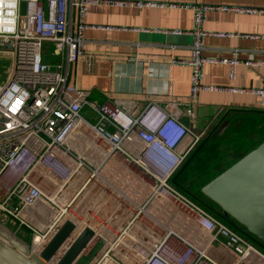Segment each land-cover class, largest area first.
Wrapping results in <instances>:
<instances>
[{
    "label": "built area",
    "instance_id": "2783aa9c",
    "mask_svg": "<svg viewBox=\"0 0 264 264\" xmlns=\"http://www.w3.org/2000/svg\"><path fill=\"white\" fill-rule=\"evenodd\" d=\"M93 3L166 5L154 0H0V58L9 56L11 60L7 78L0 81L2 220L15 219L19 226L29 227L35 251L44 246L61 225L65 209L58 212L56 222L45 231L31 227L23 212L40 202L57 204L65 183L74 175L84 170L91 175L87 163L69 145L71 137L78 134L89 139L87 142L94 150H101L103 157L121 155L126 161L139 164L155 180L146 204L127 227L111 236L90 264H264L262 250L170 184L171 175L203 136L183 120L184 116L197 118L202 91L253 93L260 99L256 106L264 107V87L218 86L203 81L207 63H229L230 77L235 78L239 64L260 62L243 61L240 49H233L230 57L205 55L206 35H240L206 29L208 12L231 8L257 13L264 12V7L170 4L193 10L192 29L165 30L187 32L193 37L190 55L173 56L170 62L192 67L189 97H153L137 109L125 99L99 102L88 90L69 80V66L83 53L85 31L94 26L87 21ZM245 35L264 39V34ZM92 64L93 56L85 55L86 68L90 69ZM85 110L88 115L83 113ZM8 173L17 175L10 187L3 182ZM44 180L57 185V194L49 193L43 186ZM162 197L173 200L185 214L184 229L160 232L155 228L148 237L125 243L142 211ZM51 231L54 232L50 236Z\"/></svg>",
    "mask_w": 264,
    "mask_h": 264
},
{
    "label": "crops",
    "instance_id": "0c3cea01",
    "mask_svg": "<svg viewBox=\"0 0 264 264\" xmlns=\"http://www.w3.org/2000/svg\"><path fill=\"white\" fill-rule=\"evenodd\" d=\"M154 1L166 5L138 7L108 3L91 4L87 21L94 26L85 31L83 53L69 66V80L88 90L90 96L99 102L125 99L132 101V106L137 109H142L153 97L171 95L173 99L186 100L190 93L192 67L171 65L170 62L173 56L190 55L193 37L187 32L173 33L165 30L192 29L193 10L182 6L171 7L170 4L218 3L264 7V0ZM157 28L164 30L156 31ZM205 28L210 31L240 34L206 35L203 39L205 55L230 57L233 49H240L239 55L243 61L251 59L260 62L253 65L239 64L235 78L230 77L229 63L210 62L205 66L203 81L218 86L264 87V39L245 35L264 34V12L213 9L207 14ZM85 55L93 56L90 69L86 68ZM259 100L253 93L202 91L199 95L197 118L191 120L184 116L183 120L197 127L200 123L212 120L229 106H256ZM88 140L74 134L69 145L72 152L87 163L86 169L90 170L91 175L87 170L74 175L65 183L63 192L57 197V204L40 202L27 207L23 212L25 221L31 227L45 231L56 222L58 212L65 209L60 223L71 220L76 225L68 237L70 241L86 226H93L91 228L96 235L94 234L84 249L85 252L99 239L103 240L104 248L114 233L127 227L135 213L146 204L155 184L154 178L139 164L128 162L121 155L105 158L102 151L94 150ZM16 178L15 173H8L3 179L4 185L10 187ZM43 186L51 195L57 194L56 184L44 180ZM158 199L142 211L129 230L125 243L146 238L155 228L160 232L169 228L184 229L186 217L177 204L167 198ZM161 200L165 201V205ZM53 232L51 231L50 236ZM21 234L25 235L22 232ZM30 234L31 238V229ZM66 247L64 244L63 250Z\"/></svg>",
    "mask_w": 264,
    "mask_h": 264
},
{
    "label": "water",
    "instance_id": "95a60500",
    "mask_svg": "<svg viewBox=\"0 0 264 264\" xmlns=\"http://www.w3.org/2000/svg\"><path fill=\"white\" fill-rule=\"evenodd\" d=\"M224 121L216 133L226 124ZM202 192L222 211L264 241V141L215 175ZM76 225L65 220L44 246L35 251L31 238L0 221V264H89L103 245L99 239L85 252L94 231L86 226L72 241ZM64 244L67 245L63 250Z\"/></svg>",
    "mask_w": 264,
    "mask_h": 264
},
{
    "label": "trees",
    "instance_id": "16d2710c",
    "mask_svg": "<svg viewBox=\"0 0 264 264\" xmlns=\"http://www.w3.org/2000/svg\"><path fill=\"white\" fill-rule=\"evenodd\" d=\"M220 117L227 120V124L220 132L208 131L202 136L171 175L170 184L183 195L224 221L264 252L263 240L226 215L221 207L201 190L205 183L227 167L224 161L226 154L222 155L221 153V147L225 141H228L232 147L241 144L237 148V151L241 153L239 157L264 141V107L229 106L222 111ZM233 134H237V137H232L230 141L229 138ZM0 219H2L1 216ZM9 222L17 223L15 219L11 220V218H9ZM22 228L30 234L29 228L26 226Z\"/></svg>",
    "mask_w": 264,
    "mask_h": 264
},
{
    "label": "rangeland",
    "instance_id": "374dc122",
    "mask_svg": "<svg viewBox=\"0 0 264 264\" xmlns=\"http://www.w3.org/2000/svg\"><path fill=\"white\" fill-rule=\"evenodd\" d=\"M11 68V60H10V57L9 56H5L4 58H0V81H4L8 74H9V70ZM83 113L85 115H88V111H83ZM222 113V112H221ZM219 113L217 116H215L212 120L210 119L208 122L206 123H200L199 126L195 127L193 125V129L197 132H201L204 134H206L208 131H213L215 130V132L217 131V129L221 126V124L224 122V121H227V120H223L222 117H220V114ZM227 124V122H226ZM225 124V125H226ZM224 125V126H225ZM223 126V127H224ZM222 127V128H223ZM222 128L219 130V132L222 130ZM236 138L237 137V134H233V136H230V141H231V138ZM241 144H237L236 147H232V145L228 142V141H225L223 146L221 147V153L222 155H225V165L226 166H229L231 163H233L237 158H239L240 156V152H238L237 148H239ZM2 219H0L1 221ZM3 221V220H2ZM6 223H8L13 229H16V230H19L20 232L24 233L25 234V238L27 240L30 239V236L31 234L29 233H26L25 230H23L22 227H24V225H21L19 226L18 223H11L9 222V219L7 220H4ZM197 230V229H196Z\"/></svg>",
    "mask_w": 264,
    "mask_h": 264
},
{
    "label": "bare ground",
    "instance_id": "6f19581e",
    "mask_svg": "<svg viewBox=\"0 0 264 264\" xmlns=\"http://www.w3.org/2000/svg\"><path fill=\"white\" fill-rule=\"evenodd\" d=\"M158 200H159V199H158ZM158 200H157V201H158ZM161 201H162V200H161ZM162 202H163V201H162ZM169 202H170V201H169ZM169 202H168V203H169ZM164 203H165V201L163 202V204H164ZM166 203H167V202H166ZM171 203H172V202H171ZM164 205H165V204H164ZM169 205H170V204H169ZM172 206H173V205H172ZM162 208H163V207H162ZM162 208H161V209H162ZM164 209H165V207H164ZM166 209H167V206H166ZM169 209H171V208L169 207ZM154 211H155V209H154ZM146 212H147V211H146ZM150 212H151V211H150ZM155 212H156V211H155ZM147 214H148V213H147ZM152 214H155V213L152 212ZM158 216H160V215H158ZM92 219H93V218H92ZM159 219H160V217H159ZM93 220H95V219H93ZM93 220H92V221H93ZM161 220L163 221L164 219H161ZM89 222H90V221H89ZM94 224H95V221H94ZM94 224H93V225H94ZM162 224L164 225V223H162ZM133 225H134V224H133ZM88 226L90 227V225H88ZM91 227H93V226H91ZM131 228H132V226H131ZM133 228H134V227H133ZM136 228H137V227H136ZM92 229H93V228H92ZM134 230H136V229H134ZM95 232H96V231H95ZM133 232H134V231H133ZM130 233H131V232H130ZM94 234H95V233H94ZM114 234H115V233H114ZM95 235H96V234H95ZM93 237H94V236H93ZM101 238H102V237H101ZM95 240H96V239H95ZM107 240H108V239H107ZM105 241H106V240H105ZM44 242H45V241H44ZM105 243H106V242H105ZM101 249H103V247H102ZM101 249H100V250H101ZM63 251H64V250H63ZM101 251H102V250H101ZM97 254H98V253H97ZM95 257H96V256H95Z\"/></svg>",
    "mask_w": 264,
    "mask_h": 264
}]
</instances>
